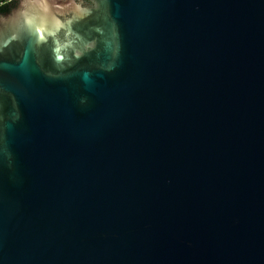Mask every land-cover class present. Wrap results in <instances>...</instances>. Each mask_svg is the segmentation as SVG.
Listing matches in <instances>:
<instances>
[{
    "label": "water",
    "instance_id": "water-1",
    "mask_svg": "<svg viewBox=\"0 0 264 264\" xmlns=\"http://www.w3.org/2000/svg\"><path fill=\"white\" fill-rule=\"evenodd\" d=\"M0 264H264V0L1 15Z\"/></svg>",
    "mask_w": 264,
    "mask_h": 264
},
{
    "label": "flooded vegetation",
    "instance_id": "flooded-vegetation-1",
    "mask_svg": "<svg viewBox=\"0 0 264 264\" xmlns=\"http://www.w3.org/2000/svg\"><path fill=\"white\" fill-rule=\"evenodd\" d=\"M19 2L20 0H0V16L10 12Z\"/></svg>",
    "mask_w": 264,
    "mask_h": 264
}]
</instances>
